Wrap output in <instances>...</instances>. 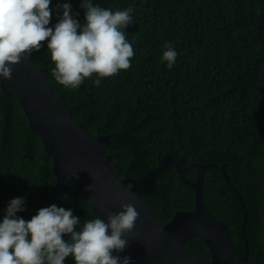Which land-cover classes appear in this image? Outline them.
Returning <instances> with one entry per match:
<instances>
[{
  "label": "trees",
  "instance_id": "16d2710c",
  "mask_svg": "<svg viewBox=\"0 0 264 264\" xmlns=\"http://www.w3.org/2000/svg\"><path fill=\"white\" fill-rule=\"evenodd\" d=\"M71 4L81 25V0H51L53 27ZM112 11L133 9L125 28L135 55L131 67L65 88L52 76L55 67L47 41L35 62L48 70L50 82L72 117L93 136L109 134L106 152L119 176L140 179L166 154L189 163L224 165L246 201L243 207L222 171H205L204 203L228 226L238 255L249 264H264V0H92ZM170 42L177 59L169 69L162 59ZM53 158L31 130L21 103L4 94L0 83V220L11 199L24 198L23 218L35 213L54 187ZM187 178L196 179L188 172ZM162 224L178 210H192L195 190L173 166L164 170L147 197ZM58 207L71 209L81 225L95 218L93 208L73 195ZM65 236V239H68ZM185 247L206 262L208 246L194 236ZM64 264H75L73 257Z\"/></svg>",
  "mask_w": 264,
  "mask_h": 264
},
{
  "label": "clouds",
  "instance_id": "9594fccd",
  "mask_svg": "<svg viewBox=\"0 0 264 264\" xmlns=\"http://www.w3.org/2000/svg\"><path fill=\"white\" fill-rule=\"evenodd\" d=\"M50 4L51 0H0V78L11 80L13 66L39 51L45 41L55 65L51 74L65 88L77 89L93 74L99 86L100 78L131 67L135 52L125 31L133 23L131 7L112 11L81 0L86 10L81 25L71 14V4L63 3L58 5L62 16L49 27ZM164 49L162 59L171 69L178 53L170 42ZM121 209H103L107 222L96 216L81 225L71 209L52 204L25 220L17 215L24 210V198H13L0 220V264H64L69 256L75 264H130L131 257L113 252L126 248L128 241L122 237L135 228L140 213L132 203L121 204Z\"/></svg>",
  "mask_w": 264,
  "mask_h": 264
},
{
  "label": "water",
  "instance_id": "95a60500",
  "mask_svg": "<svg viewBox=\"0 0 264 264\" xmlns=\"http://www.w3.org/2000/svg\"><path fill=\"white\" fill-rule=\"evenodd\" d=\"M0 83L4 94L14 96L21 103L31 130L39 135L53 158L56 182L42 207L52 204L58 207L64 203L70 186L73 195L87 202L105 222L107 215L103 209L116 213L122 210L121 204L132 203L140 216L135 228L122 237L128 241L126 248L122 252H113L120 257H131L130 264H249L247 210L242 228L246 250L243 255H238L228 226L204 203L205 171L218 168L246 209V201L231 182L224 165L189 163L183 156L166 154L144 177L121 178L118 165L106 152L110 135L93 136L82 122L72 117L70 108L52 86L48 70L35 62L34 52L13 66L11 80L0 78ZM171 166L194 188L195 205L192 210L176 211L171 220L162 224L147 197L154 193L158 178ZM188 172L196 174V179H188ZM92 184V190H86ZM36 213L24 219L30 220ZM194 236H200L208 246L210 262L185 247Z\"/></svg>",
  "mask_w": 264,
  "mask_h": 264
}]
</instances>
